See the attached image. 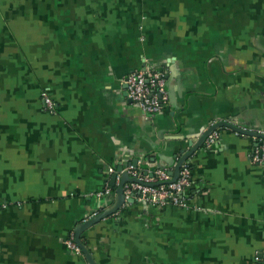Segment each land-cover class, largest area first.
Wrapping results in <instances>:
<instances>
[{
  "label": "crops",
  "instance_id": "1",
  "mask_svg": "<svg viewBox=\"0 0 264 264\" xmlns=\"http://www.w3.org/2000/svg\"><path fill=\"white\" fill-rule=\"evenodd\" d=\"M144 68L167 73L150 117L124 96ZM220 122L264 136V0H0V264H264L262 138L205 148ZM188 154L186 208L116 211L109 168ZM105 213L80 234L91 262L70 253Z\"/></svg>",
  "mask_w": 264,
  "mask_h": 264
},
{
  "label": "built area",
  "instance_id": "2",
  "mask_svg": "<svg viewBox=\"0 0 264 264\" xmlns=\"http://www.w3.org/2000/svg\"><path fill=\"white\" fill-rule=\"evenodd\" d=\"M127 97L135 104L141 112L147 116L160 113L167 103V73L165 70L140 69L131 72L124 80ZM43 106L49 110H54L53 101L47 93H41ZM220 130L214 129L204 139L202 145L211 148L219 139ZM254 165L264 166V139H260L254 147L251 155ZM173 168H153L152 170H142L137 165L127 166L116 175L115 181L118 183L122 177H128L136 182H128L122 188L125 201L132 199L137 203H144L163 209L167 206H177L186 208L184 199L191 182V168L188 160L182 162L176 179H172ZM114 168H109L108 173L114 174ZM111 189L108 185L99 195H109ZM67 250L75 255L81 254V249L75 242V234L72 232L64 241Z\"/></svg>",
  "mask_w": 264,
  "mask_h": 264
},
{
  "label": "water",
  "instance_id": "3",
  "mask_svg": "<svg viewBox=\"0 0 264 264\" xmlns=\"http://www.w3.org/2000/svg\"><path fill=\"white\" fill-rule=\"evenodd\" d=\"M124 88H125V90H126V87H125V86H124ZM124 96L127 97V93H126V92L124 93ZM128 101L131 102V100H129V99H128ZM217 128H220V129H221V128H228V129H230V130H232V131H234V132L240 133V134H244V135H255V136L259 137V138L264 139V136H258V134H253V133H251V132L244 131V130H241V129H239V128H236V127H234L233 125H230V124H228V123L220 122V123L216 124L214 127H212L211 130H209L208 132H206V133L204 134V136L202 137V141H201V142L204 141L205 137H206L211 131H213L214 129H217ZM197 147H198V146H197ZM190 154H191V153H190ZM190 154H188V155H186L185 157L181 158L180 161L178 162V164L175 165L174 170L171 172V176H172V179H173V180L176 179V177H177V175H178V172H179V168H180L182 162H184V160H186L187 158H189ZM135 164H136V163H133V164H131V165H135ZM161 168H163V167H161ZM121 170H122V167L117 168V169L115 170L116 172H115L114 174H112L111 179H110V185H111V186H114V185H115L116 175H117V173H119ZM128 182H136V181L133 180V179H130V178H128V177H122V178L120 179V183H119V187H118V191H117V195H118V204H117V206H116V208H115L116 211H117V209H118L119 207H121V205H123L125 202H127V203H133V200H132V199H129V200L125 201V199H124V197H123V194H122V188H123V186H124L126 183H128ZM109 214H110V213L101 214V215H100L98 218H96L95 220H92V221H90L89 223H85V224L81 225V226L76 230L75 242H76V244L79 246V248L81 249L82 254L88 259L89 263L91 262V258H90V256H89L87 250L85 249V247L82 245V243H81V241H80V234H81V232H83L87 227H89L90 224L96 223V222H98V221H100V220H103V219L107 218V217L109 216ZM111 214H113V212H112Z\"/></svg>",
  "mask_w": 264,
  "mask_h": 264
},
{
  "label": "rangeland",
  "instance_id": "4",
  "mask_svg": "<svg viewBox=\"0 0 264 264\" xmlns=\"http://www.w3.org/2000/svg\"><path fill=\"white\" fill-rule=\"evenodd\" d=\"M52 100V99H51Z\"/></svg>",
  "mask_w": 264,
  "mask_h": 264
}]
</instances>
